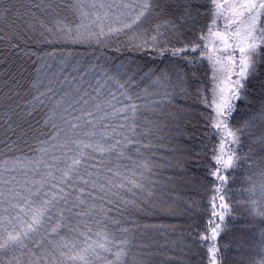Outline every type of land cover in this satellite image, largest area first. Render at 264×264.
Returning <instances> with one entry per match:
<instances>
[{
  "label": "snow or ice",
  "instance_id": "6c2138e0",
  "mask_svg": "<svg viewBox=\"0 0 264 264\" xmlns=\"http://www.w3.org/2000/svg\"><path fill=\"white\" fill-rule=\"evenodd\" d=\"M202 15L209 18L206 31L181 43ZM130 33L129 43L140 41L137 48L180 58L192 71L146 65L101 72L99 57L96 63L80 64L75 52L57 47H104ZM5 41L38 67L23 89L26 96L15 79L0 90V264H98L109 256L125 264L136 247L142 255L174 251L168 244L178 235L175 229H164L167 236L156 230L163 248L136 245L137 235L142 241L145 237L139 226H126L134 222L125 216L168 207L172 200L169 193L175 189L168 185L173 181L161 175L157 161L163 158L155 156L162 142L157 134L169 126L160 121L179 116L184 122L196 115L194 105L175 116L169 112L177 96L192 98L208 112L200 114L206 130L196 138H218L219 144L211 149L214 167L206 169L213 186L205 231L193 235L190 227L174 243L190 259L197 255L194 248L210 244L204 247L207 264H224L218 260L221 223L216 221L223 222L232 210L225 173L254 154L264 165L259 155L264 131H252V139L246 135L264 129V0H8L7 6L0 3V43ZM189 52L200 56L188 58ZM205 58L212 74L201 82L196 65ZM222 73L227 74V92L215 83ZM240 105L248 119L233 130L229 125ZM242 139L249 147L243 157L237 154ZM259 176V184L249 181L247 203L264 217V169ZM200 203L189 197L184 208L196 213ZM242 204L246 207L237 202Z\"/></svg>",
  "mask_w": 264,
  "mask_h": 264
},
{
  "label": "trees",
  "instance_id": "16d2710c",
  "mask_svg": "<svg viewBox=\"0 0 264 264\" xmlns=\"http://www.w3.org/2000/svg\"><path fill=\"white\" fill-rule=\"evenodd\" d=\"M197 2L204 4L206 0H197ZM0 3L7 6L8 0H0ZM210 7L209 4L208 8H201L200 11L205 13ZM208 23L209 18L202 15L192 30V34L185 35L181 43L187 44L189 41H195L196 34L202 29L206 31L204 26ZM218 23L220 22L218 21ZM131 35L133 34L122 35L104 47L87 44H68L57 47H66L75 52L77 54L76 59L80 61V64L85 62L96 63V58L99 57L101 72L107 68L112 73H122L129 66L135 70L144 68L146 65L153 69L192 71L190 67H185L180 58L171 57L168 53L161 55L156 48H148L147 46L137 48L134 44L138 45L140 41L136 40L134 44L129 43ZM21 46L23 47V43ZM175 46L179 47L180 44ZM29 47L35 50V46L29 45ZM39 47L42 50L50 49L48 45H40ZM186 55L188 58H199L200 52H189ZM80 64L74 65V67H80ZM36 67L38 65H34L20 51L10 48L7 41L0 43V90L6 91L5 84L11 86L12 80L15 79L19 82L17 90L21 92L22 96H26L27 92L23 89L28 88L30 81L35 78ZM211 68L212 64L207 58L198 59L195 74L201 82H204L212 74ZM89 78H91V73H89ZM215 83L218 88H224L227 92L229 87L227 74L222 73ZM195 86L194 84L193 87ZM173 103L175 110L169 109L168 111L172 112L174 116L180 109L190 108L193 105L196 115L184 122H180L179 116H175L171 120L160 121L161 124H168L169 126L157 134L162 142L157 144L155 156L170 161L169 164H164L163 160L157 162L161 164V175L173 181L168 185L169 188L175 189L169 193L172 200L168 202V207H154L151 210L137 211L134 215H126L125 219L134 222L131 225H126L127 227L136 228L139 226L145 237L142 241L137 235L133 241L136 245L150 243L152 246L163 248L164 240L159 239L156 230H160L161 235L167 236V233L163 231L164 229H167L168 232L175 229L178 235L170 237L169 239L173 242L168 244V248L174 249V251L165 249L163 252L150 251L146 255H142L141 248L136 247L129 250L130 254L124 258L125 264H207L204 247H208L210 244L194 248L193 251L197 252V255L194 259H190L188 255L180 254L182 249L177 248L174 241L179 239L180 233L187 235V230L190 227L194 229L193 235L195 232L205 231V221L210 219L209 213L211 211L208 207V201L212 193L208 189L213 186L212 181L206 179L208 175L206 169L211 170L214 167L210 160L213 154L211 149L213 145L218 146L219 140L213 138L209 141L202 136L199 139L196 138L198 134L206 130L201 126L203 120L200 114L208 115V112L201 105L195 103L190 97L181 96H177ZM247 111L244 105H240L229 127L235 130L242 126L248 119ZM25 119L28 118L25 117ZM34 119H39V115ZM252 131L260 133L264 129L259 127L252 129L246 133L249 139L253 138ZM189 137L192 138L189 139ZM241 143L244 144V147L240 148L237 154L243 157L249 152V147L247 140L242 139ZM259 155H264V153H259ZM253 160L257 162L254 164ZM261 169H264V165L259 164L258 156L254 154L252 159H242L234 171L225 173L229 176L228 188L230 189L226 200L230 203L232 210L225 215L223 222L216 221V223H221L220 236L217 238V245L221 249L218 260L222 259L224 264H261V261H264V217L255 215L250 211L252 205L247 203L250 199L248 189L253 187L249 181L251 179V181L259 184ZM155 178L153 177V179ZM195 193L199 194L194 195ZM189 197L201 201L197 205L198 211L196 213H189L184 208V203L188 201ZM252 198L255 199V197ZM237 202H245L246 207L244 204L238 207ZM115 250L113 249V251ZM183 251L187 250L183 249ZM98 255L102 254L98 253ZM98 264H115V258L109 256L107 259L100 260Z\"/></svg>",
  "mask_w": 264,
  "mask_h": 264
},
{
  "label": "rangeland",
  "instance_id": "374dc122",
  "mask_svg": "<svg viewBox=\"0 0 264 264\" xmlns=\"http://www.w3.org/2000/svg\"><path fill=\"white\" fill-rule=\"evenodd\" d=\"M221 2H223V0H221ZM229 2L231 3V2H232V0H229ZM239 2H243V0H239Z\"/></svg>",
  "mask_w": 264,
  "mask_h": 264
}]
</instances>
